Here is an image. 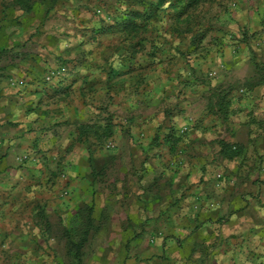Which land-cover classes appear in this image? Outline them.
<instances>
[{
  "label": "crops",
  "instance_id": "obj_1",
  "mask_svg": "<svg viewBox=\"0 0 264 264\" xmlns=\"http://www.w3.org/2000/svg\"><path fill=\"white\" fill-rule=\"evenodd\" d=\"M29 24L23 22L20 30L7 26L16 31L9 37L14 44H2L6 26L0 30V264H47L56 248L48 243L59 239L54 231L68 227V217L85 203L93 207L91 224L97 210L101 214L105 208L112 231L107 240L135 242L125 254L135 257V264H264V88L256 68L264 67V56H258L259 62L242 55L245 44H239L240 53L218 61L228 74L218 78L217 89L226 82L249 84L247 95H229L226 122L208 119L209 110L218 109H209L203 89L199 95L192 88L183 90L186 102L171 124L189 129L178 141L179 151L163 149L156 157L154 146L138 154L94 151L79 142L74 124L95 117L89 105L96 95L95 71L86 78L72 74L69 82L76 92L69 105L54 100V93L66 89V80L37 90L34 80L59 57L65 59L66 52L59 25L41 27L46 40L35 45L37 50L24 44L18 31L26 33ZM81 80L89 82L88 88L79 86ZM150 90L154 103L158 90L154 85ZM151 105H138L137 116L124 125L159 128L160 111ZM132 136L125 140L128 145L150 143ZM66 146L72 151L61 153ZM26 153L27 161H18Z\"/></svg>",
  "mask_w": 264,
  "mask_h": 264
},
{
  "label": "rangeland",
  "instance_id": "obj_2",
  "mask_svg": "<svg viewBox=\"0 0 264 264\" xmlns=\"http://www.w3.org/2000/svg\"><path fill=\"white\" fill-rule=\"evenodd\" d=\"M145 2L146 10L151 16L147 21H142L140 28L131 31L120 29V25H116L115 17L119 7L110 4L109 0H56L47 17L32 16L25 18L26 20H22L24 18L21 14H25L27 4L25 7L20 6L16 0H0V30H3L1 26H6L4 32L6 41L2 44L15 43L13 39L9 42V37L16 31L10 32L8 25L20 30L23 22L30 23L26 33L18 32L19 40L21 39L24 44H31L33 50H37L36 44L44 43L46 40L42 26L43 29L46 24L59 25L63 28L61 43L64 45L66 57L65 59L59 57L55 65H49L40 78L34 80L37 90H44L48 84L53 86L66 80V89L54 93V100L63 99V102L69 105L74 101L72 97L76 92L72 89L73 83L69 82L73 78L72 74L77 72L80 75L84 74L82 76L86 78L89 71H95L96 95L89 98L90 107L95 108V117H86L74 124L78 140L81 128L86 125L96 126L93 129L96 133L92 130L87 137L79 140L88 142L84 144L94 151L105 149L111 153L121 154L129 151L138 154L141 151L148 153L151 146H154L155 157L160 156L157 151L162 153L163 149L174 148L179 151L178 141L187 137L189 129L188 126L176 129V124H171L174 122L172 118L176 114L175 111L186 102L183 90L192 88V92L199 95L203 89L209 94L210 99L218 88L216 85L218 78L222 74L225 76L228 74L222 65L217 64L218 61L238 53L239 44H245L241 51L242 55L247 53L252 59L260 60L259 62L261 58L258 56H264V0ZM30 3L32 9H35L33 14H39L40 10L45 12L47 8L45 0H31ZM53 38L50 33L48 39ZM80 48L81 53H73L75 49ZM68 53L75 54L76 57L69 58L71 55L67 57ZM80 60L83 61L79 66L81 70H77ZM260 65V68L264 69L263 64ZM246 71L241 74H245ZM260 72L258 69V75ZM83 85L88 88L89 82L81 80L79 86ZM152 85L158 90V97L154 98V103L150 93ZM220 88H223L224 92L228 91L229 95L234 93L236 96H240L239 94L244 96L249 92V84L242 80L226 82L220 85ZM151 104H155L154 109L160 111L159 128L131 129L124 125L125 120L132 121L137 116L138 105L148 108ZM124 112L131 114L129 116ZM208 115V119H219L223 122L230 116L229 112L223 115L222 111L211 110ZM246 121L251 122V118L246 116ZM223 132L224 129L220 128L219 133L225 136ZM132 133L136 138L150 140V143L146 146L128 145L125 140L127 137L133 138ZM159 139L162 140V143H159L161 147L158 145ZM71 151L72 146L62 147L60 150L61 153ZM27 154L25 155L28 159ZM62 173L59 172L58 176L61 177ZM99 193L96 194L97 203L100 201ZM85 206L91 205L85 203L78 211ZM78 211L72 217H68L70 218L68 227L64 229L58 227V232L54 231L55 237L59 239L48 244L51 248L58 249L55 248L53 255L50 254L46 258L47 264H135L137 261L135 257L133 259L125 256L127 251L135 248L134 241L106 239L112 231L105 223L107 215L104 207L101 214L97 210L96 223L91 224L79 257L74 258L75 249L69 245L68 235L64 232L69 228L74 242L82 236L80 231H83V226L76 224ZM93 214L92 207L91 216ZM127 227L130 226H125ZM56 250H59L58 256Z\"/></svg>",
  "mask_w": 264,
  "mask_h": 264
},
{
  "label": "trees",
  "instance_id": "obj_3",
  "mask_svg": "<svg viewBox=\"0 0 264 264\" xmlns=\"http://www.w3.org/2000/svg\"><path fill=\"white\" fill-rule=\"evenodd\" d=\"M17 3L20 6H25L27 4V9H25V14L32 13L35 9H32V4L30 3L31 0H16ZM47 3V8L45 9V12H43L42 17H47L49 15L50 9L52 8L53 4L56 2V0H45ZM146 0H109L110 4L116 5L119 7L117 10H119L117 16L115 17L116 25H120V29L125 30H131L138 29L141 27V23L144 20H148L151 14L148 10H146L145 2ZM31 4V5H29ZM135 7H138L136 10ZM38 10V8H36ZM259 71H261L260 74V82L262 85V88H264V69H261L260 66H256ZM229 92H224V90L216 89L213 96L209 99V109L213 107H216L219 111H222V114L225 115V113H228V107H230V102L228 100ZM214 103V104H213ZM96 126L94 125H86L83 128H81L79 133V140L82 137H87L90 134V131H92ZM92 132H95L94 130ZM96 133V132H95ZM107 136V135H106ZM104 136V137H106ZM106 139V138H105ZM229 150L232 151V148L230 147ZM91 214H92V206H85L81 208L76 213V224L83 226V231H80V234L82 235L79 239L77 238L76 241L71 239V230L69 228L65 229L66 235H68L69 239V245L72 246L75 249L74 258L79 257V252L82 249L85 241H86V235L88 232L89 224H91ZM87 227V228H86Z\"/></svg>",
  "mask_w": 264,
  "mask_h": 264
},
{
  "label": "built area",
  "instance_id": "obj_4",
  "mask_svg": "<svg viewBox=\"0 0 264 264\" xmlns=\"http://www.w3.org/2000/svg\"><path fill=\"white\" fill-rule=\"evenodd\" d=\"M27 159V156H21L18 158V161L22 162V161H25ZM221 176L220 175H217L216 178H220Z\"/></svg>",
  "mask_w": 264,
  "mask_h": 264
}]
</instances>
